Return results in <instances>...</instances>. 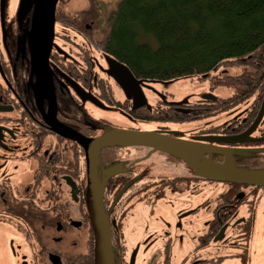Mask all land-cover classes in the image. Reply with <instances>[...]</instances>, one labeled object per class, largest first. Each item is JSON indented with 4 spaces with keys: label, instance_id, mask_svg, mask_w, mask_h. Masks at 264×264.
I'll list each match as a JSON object with an SVG mask.
<instances>
[{
    "label": "flooded vegetation",
    "instance_id": "af4514ba",
    "mask_svg": "<svg viewBox=\"0 0 264 264\" xmlns=\"http://www.w3.org/2000/svg\"><path fill=\"white\" fill-rule=\"evenodd\" d=\"M103 1L109 0H84L79 6L75 0H59L51 33L38 25L41 5L36 0L26 6L25 16L20 0H0V264H97L87 154L76 140L52 129L57 123L96 139L112 131H144L133 122H152L156 128L151 132L170 136L177 131L156 122L210 117L156 121L155 110L175 117L189 106L207 109L212 101L147 105L151 85L138 79L146 102L135 109L138 85H120L110 74L118 67L110 71L107 63H101L104 52L97 44L109 12L102 9ZM10 28L12 38L5 35ZM263 104L264 99L249 98L247 104L226 110L230 118L213 130L208 127L187 138L177 132L179 139L219 148L233 157L238 170H264V113L250 131ZM113 107L133 125L94 116L97 109ZM140 151H145L142 157L146 158L153 154L142 146L112 147L101 150L93 166L94 203L109 228L114 264L133 260V264H173L177 260L165 216L157 217L159 227L154 233L141 232L133 249L127 247L124 233L138 204L150 206L152 214L169 191L183 202L174 214L177 229L190 235L191 248L181 264H222L232 258L247 264L264 188L204 178L192 162L163 151L156 153L179 167L182 176H146L135 167L142 159L130 158L132 152ZM206 157L216 165L227 164L224 156ZM207 187L212 192L198 197L197 189ZM186 189L192 191V199L184 201ZM168 203L171 208L175 205ZM159 240L163 244L155 249Z\"/></svg>",
    "mask_w": 264,
    "mask_h": 264
},
{
    "label": "trees",
    "instance_id": "16d2710c",
    "mask_svg": "<svg viewBox=\"0 0 264 264\" xmlns=\"http://www.w3.org/2000/svg\"><path fill=\"white\" fill-rule=\"evenodd\" d=\"M101 30L97 47L136 80L198 75L235 90L204 110L193 105L175 117L155 110L156 121H192L264 99V0H118ZM235 67L242 71L230 75Z\"/></svg>",
    "mask_w": 264,
    "mask_h": 264
},
{
    "label": "rangeland",
    "instance_id": "374dc122",
    "mask_svg": "<svg viewBox=\"0 0 264 264\" xmlns=\"http://www.w3.org/2000/svg\"><path fill=\"white\" fill-rule=\"evenodd\" d=\"M21 1V12L22 15L25 16V9L27 5L32 3V0H20ZM118 0H109L103 1L101 3L102 9L110 10L112 5L116 3ZM84 0H75V5H83ZM107 11V12H108ZM12 30L7 29L5 35H10L12 38ZM102 35H104L102 33ZM98 39L101 36L97 37ZM9 44H11V39L9 40ZM101 63L108 64L109 70L113 71L115 67L123 69L121 63H119L116 59H113L110 55L106 53L102 54ZM242 71L241 68L235 67L229 69L230 75H238ZM148 88L152 89V95H147L148 104L151 105L153 102L162 103V104H188L193 105V103L205 98L206 96H215V98H224L230 97L234 94L235 90L224 86H219L215 84L214 80L205 79V77H200L198 75L191 76H183L177 79H171L170 81H159V82H148ZM116 95H119V92L116 89ZM119 97V96H118ZM229 112H222L219 114L211 115L210 117L204 118V120H193L192 122H165L161 121L160 123L156 122V125L162 124L167 125L174 131L179 132L181 135L185 136V138L189 137V134L194 132H198L201 130H205L210 127L213 130V127L217 124L225 122L230 118L228 116ZM94 116L96 118L107 119L113 123H131V121L126 120L125 117L120 113V110L116 107L112 109L100 110L97 109ZM138 127H141L144 132H150L155 130V124L150 122H139L134 123ZM132 124V125H133ZM216 130V129H214ZM133 156L130 158L140 157L142 161L138 164H135L137 171L140 173H144L146 176H165L169 178H174L176 176H182V170L179 169L176 165H173L164 159L163 155L154 152L149 156V158L142 157L145 151H140V153L132 152ZM196 193L198 197L208 196L212 192L210 188H200L197 189ZM192 199V191L186 189V192L183 193L182 200H190ZM174 202V207L171 208V204L168 202ZM162 202L164 203V208L162 207ZM183 202H179L176 200V193L173 194L170 191L166 193L162 201H159L156 204V209H154L153 213L150 212V206L146 204H138L134 211V216L129 219L128 225H126L124 233L126 237V244L128 248L133 249L137 243V239L140 236L141 232L147 231V234L154 233L158 229L157 217L160 215L165 216V224L166 231L170 232L172 237V245L174 246L173 255L176 257L175 259H179L178 264L182 263L183 255L189 252L190 245V235L188 233H184L177 229L176 219L174 218L175 212L181 208ZM261 211L258 216V223L255 227V235L252 243V256L250 257L247 264H264V195L262 197V201L260 204ZM169 223V224H168ZM172 225L169 227V225ZM171 230V231H170ZM163 244L162 240H159L155 243V249H160ZM177 260L173 264H177ZM222 264H239L235 259H228Z\"/></svg>",
    "mask_w": 264,
    "mask_h": 264
},
{
    "label": "water",
    "instance_id": "95a60500",
    "mask_svg": "<svg viewBox=\"0 0 264 264\" xmlns=\"http://www.w3.org/2000/svg\"><path fill=\"white\" fill-rule=\"evenodd\" d=\"M37 4L41 5V12L38 16V25H42L44 30H49L54 33L55 27V9L59 0H36ZM123 66V65H122ZM117 68V67H115ZM112 76H116L120 85L126 87L130 83L134 82L137 84L139 81L136 80L134 75L130 73L124 66L123 69L117 68L110 73ZM206 78V76H204ZM140 83V82H139ZM138 85V84H137ZM81 93V91H79ZM136 98L134 101L135 109L145 106V95L138 85ZM208 100L214 101L215 96H206ZM99 107L106 108L101 103H97ZM101 104V105H100ZM261 113L257 120V123L250 129L254 130L259 124V120L264 113V104ZM61 135H65L67 138L77 141L86 151L87 162L89 163L88 173L90 174V188L92 189V195L89 200V205L91 208V216L93 217V227L95 231L96 238V259L97 264H114V259L112 256V250L110 249V238H109V228L107 227L106 219L104 221L101 216V212L95 207L94 201L96 197L93 191L96 189V184L94 181V171L93 166L96 164L97 157L101 150L114 147H146L152 149V152H166L170 155H174L182 160H187L193 163L192 168L200 172L201 176L204 178L212 179L216 182L232 183L236 185L244 186H256L264 188V170H242L237 169L234 166L233 157L229 154H225L218 150L219 148L212 145H202L200 143H191L187 141L180 140V134L177 132H172L170 136L164 134H158L156 132H131V131H112L107 132L103 135L96 137V139H87L77 135L76 132L69 130L64 125H59L58 123L52 128ZM221 155L227 160L226 165H216L211 159L207 161L206 156ZM94 203V204H92ZM134 260L132 261V264Z\"/></svg>",
    "mask_w": 264,
    "mask_h": 264
}]
</instances>
